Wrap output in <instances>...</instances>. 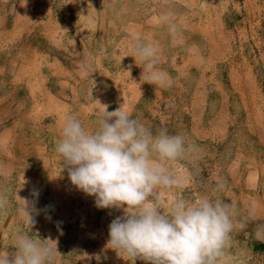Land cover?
I'll list each match as a JSON object with an SVG mask.
<instances>
[{
  "label": "rangeland",
  "instance_id": "rangeland-1",
  "mask_svg": "<svg viewBox=\"0 0 264 264\" xmlns=\"http://www.w3.org/2000/svg\"><path fill=\"white\" fill-rule=\"evenodd\" d=\"M164 13L175 36L156 22ZM133 31L158 42L170 88L142 78ZM101 105L183 136L189 150L168 165L183 186L159 190L160 210L232 205L245 226L222 264H264V0H0V252L26 232L57 248L56 264H147L108 246L123 211L97 208L54 151L68 114L94 131ZM18 196L34 201L31 226Z\"/></svg>",
  "mask_w": 264,
  "mask_h": 264
},
{
  "label": "clouds",
  "instance_id": "clouds-1",
  "mask_svg": "<svg viewBox=\"0 0 264 264\" xmlns=\"http://www.w3.org/2000/svg\"><path fill=\"white\" fill-rule=\"evenodd\" d=\"M156 22L166 24L173 36L177 34L171 13L160 15ZM130 50L135 61L141 62L146 83L165 89L172 86L173 81L157 67L158 42L133 31ZM102 108L94 131L68 114L54 151L63 162L62 170L67 169L70 183L94 197L97 208L123 211L109 225L108 246L133 262L139 258L147 264H222L231 234L245 226L235 220L232 205L202 197L194 203L175 199L166 213L159 207L160 189L183 186L168 165L189 150L184 137L163 127L154 134L122 107L110 112L107 106ZM31 195L38 199L39 191ZM18 199L22 204L19 213L31 226L35 223L30 215V210L36 211L34 201ZM7 203V195L0 193V212ZM256 238L264 239V233L257 230ZM14 248L11 256L8 251L0 252V264H56L57 248L38 243L26 232L15 235Z\"/></svg>",
  "mask_w": 264,
  "mask_h": 264
},
{
  "label": "crops",
  "instance_id": "crops-1",
  "mask_svg": "<svg viewBox=\"0 0 264 264\" xmlns=\"http://www.w3.org/2000/svg\"><path fill=\"white\" fill-rule=\"evenodd\" d=\"M4 130H5V129H2V130L0 131V133H3V132H4Z\"/></svg>",
  "mask_w": 264,
  "mask_h": 264
}]
</instances>
